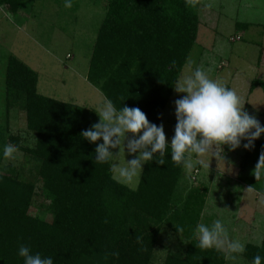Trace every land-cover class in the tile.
<instances>
[{
    "label": "trees",
    "instance_id": "obj_1",
    "mask_svg": "<svg viewBox=\"0 0 264 264\" xmlns=\"http://www.w3.org/2000/svg\"><path fill=\"white\" fill-rule=\"evenodd\" d=\"M34 1L0 0V7L15 16ZM104 6L87 79L117 109L138 107L159 126L197 40L198 9L185 0H106ZM38 82L35 69L13 53L8 56L6 111L25 112L35 142L27 146L20 134L0 125V264H23L21 244L51 256L54 264H227L222 253L195 245L194 230L210 192L206 185L182 184L185 171L170 152L164 165L144 164L136 188L117 183L111 162L94 163L96 143L102 139L91 143L80 135L93 125L88 107L44 95ZM257 87L264 91L263 79L254 78L250 91ZM5 144L22 151L23 164L4 162ZM254 146L259 155L264 152L260 140ZM252 156L253 147L246 150L238 177L264 194L259 179L248 175ZM38 201L51 219L31 212ZM168 229L177 237L172 248L161 240ZM113 251L119 257L105 259ZM257 254L264 257V234L261 243H246L242 253L250 264Z\"/></svg>",
    "mask_w": 264,
    "mask_h": 264
},
{
    "label": "rangeland",
    "instance_id": "obj_2",
    "mask_svg": "<svg viewBox=\"0 0 264 264\" xmlns=\"http://www.w3.org/2000/svg\"><path fill=\"white\" fill-rule=\"evenodd\" d=\"M106 0H72V7L65 8L64 0H36L9 16L0 7V125L22 136L23 144L33 146L35 138L26 127L25 112L5 107V79L7 58L13 53L39 73L38 89L41 93L60 100L86 105L92 124L98 122L95 112L105 99L103 93L87 79L91 48L98 28L106 12ZM211 3L212 7H207ZM200 25L197 40L182 74H190L196 67L206 71L211 78L236 90L241 107L255 116L264 126V91L261 87L250 91L254 78L264 80V0H199L197 5ZM247 22L248 28L239 29L237 22ZM187 59V60H188ZM210 70V71H209ZM185 95L173 91L164 110L163 124L166 139L171 140L177 123L175 100ZM129 133L128 136L132 137ZM264 143V133L257 138ZM127 140H125V144ZM241 145L230 150L229 145L217 147L222 151L224 162L210 159L208 169L203 167L189 177L183 176L182 184L193 187L204 184L209 195L202 217L203 224L210 225L219 219L228 230L230 239L259 244L264 234V195L250 189L238 177L240 164L246 150ZM258 147L248 166L252 175L258 162ZM118 154L119 148L110 149ZM136 154L125 150L116 157L115 163L123 166ZM24 154L17 150L14 158L5 163L23 164ZM144 165L142 166L143 170ZM29 168H26L28 172ZM185 171V170H184ZM185 173V172H184ZM140 177L138 179L139 183ZM138 183L135 187L136 188ZM264 187V175L259 178ZM41 203L43 200L40 201ZM36 202L31 212L47 220L51 215ZM39 203V204H38ZM162 244L172 248L177 237L171 230L163 232ZM227 264H250L242 254Z\"/></svg>",
    "mask_w": 264,
    "mask_h": 264
},
{
    "label": "clouds",
    "instance_id": "obj_3",
    "mask_svg": "<svg viewBox=\"0 0 264 264\" xmlns=\"http://www.w3.org/2000/svg\"><path fill=\"white\" fill-rule=\"evenodd\" d=\"M198 3L199 0H185V5L192 8H196ZM64 7L71 8L72 0H64ZM207 7H212V4ZM193 63L190 58L187 60L189 66ZM173 87L177 93L185 95L174 102L177 123L170 141L166 139L163 124L158 126L150 122L140 108L123 105L117 109L107 98L95 111L98 122L80 133L91 143L102 139V143H96L94 163L111 162L112 178L117 183L135 187L142 174V166L149 161L164 165L168 152L171 160L181 166L187 176L190 177L199 167L208 169L209 173L210 161L203 159L205 155L210 154V159L215 157L218 162H224L222 151L216 150L218 146L229 145L230 150H234L243 139L247 140L243 147L250 149L254 147L255 139L264 133L259 120L241 107L236 90L211 78L208 71L196 67L190 74H182ZM129 133L133 134L132 137L128 136ZM116 148H119L118 154L110 151ZM17 150V146L5 144L2 156L12 159ZM125 150L136 155L121 166L115 161L121 151L125 155ZM253 174L257 180L264 175V152ZM175 227L178 233L183 232L182 227ZM194 231L198 241L195 245L199 249H214L232 260L245 251L244 243L230 239L227 228L219 219L210 225L198 223ZM137 243L141 250H145L142 237H137ZM108 255L119 257V252L106 253L105 259ZM18 256L23 258V264H54L51 256L34 253L30 246L24 244L19 246ZM251 264H264V257L255 255Z\"/></svg>",
    "mask_w": 264,
    "mask_h": 264
},
{
    "label": "crops",
    "instance_id": "obj_4",
    "mask_svg": "<svg viewBox=\"0 0 264 264\" xmlns=\"http://www.w3.org/2000/svg\"><path fill=\"white\" fill-rule=\"evenodd\" d=\"M247 187H249V186L247 185ZM250 189H253V188L250 187ZM254 190H255V189H254ZM255 191H256V190H255ZM256 192H258V191H256ZM258 193H259V192H258ZM259 194H260V193H259ZM261 194H262V193H261ZM263 195H264V194H262V196H263Z\"/></svg>",
    "mask_w": 264,
    "mask_h": 264
}]
</instances>
